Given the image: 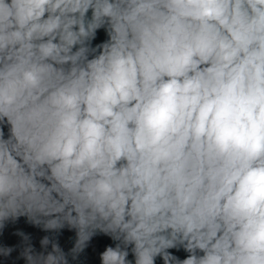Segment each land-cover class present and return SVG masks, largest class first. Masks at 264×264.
<instances>
[{
  "label": "clouds",
  "instance_id": "clouds-1",
  "mask_svg": "<svg viewBox=\"0 0 264 264\" xmlns=\"http://www.w3.org/2000/svg\"><path fill=\"white\" fill-rule=\"evenodd\" d=\"M0 264H264V0H0Z\"/></svg>",
  "mask_w": 264,
  "mask_h": 264
}]
</instances>
